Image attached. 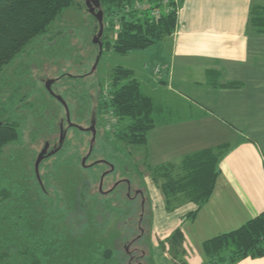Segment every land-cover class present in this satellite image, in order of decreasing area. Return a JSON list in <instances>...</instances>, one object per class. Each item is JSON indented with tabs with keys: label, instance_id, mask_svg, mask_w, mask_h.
Returning a JSON list of instances; mask_svg holds the SVG:
<instances>
[{
	"label": "crops",
	"instance_id": "obj_1",
	"mask_svg": "<svg viewBox=\"0 0 264 264\" xmlns=\"http://www.w3.org/2000/svg\"><path fill=\"white\" fill-rule=\"evenodd\" d=\"M253 6H264V0H184L173 35L145 50L144 65L155 81L147 71L130 69L141 90L168 89L156 102L143 92L156 106L157 120L147 134L145 158L151 165L146 167L178 165L193 152L229 146L213 191L194 219L185 217L195 210L191 203L165 216L167 236L177 227L183 233L186 264H208L206 241L264 211V34L248 23ZM233 82L239 86H225ZM181 106L186 109L182 117ZM149 193L153 207L164 212L163 199ZM156 217L154 212V223ZM153 247L155 264H178L166 248L160 253ZM235 264H264V257Z\"/></svg>",
	"mask_w": 264,
	"mask_h": 264
},
{
	"label": "rangeland",
	"instance_id": "obj_2",
	"mask_svg": "<svg viewBox=\"0 0 264 264\" xmlns=\"http://www.w3.org/2000/svg\"><path fill=\"white\" fill-rule=\"evenodd\" d=\"M94 20L84 4L80 0L75 1L71 7L64 9L55 19L47 35L29 47L27 53L11 63L5 69L4 75L0 76V122L5 120L17 122L19 132L18 140L6 146L0 155V187L9 189L12 194L8 201L9 204L0 213V230L4 229L0 232V236L5 235L4 232H7L8 227L18 216L25 218V224L28 225L31 235H34V226L39 223L38 216L42 215L40 208L44 203L48 206L52 205L53 208L48 209L53 223L59 222V215L64 219L57 223L59 226L58 236L61 239V242L58 243L60 248L58 247V251L48 250L51 264H54L55 261L68 262V264H86L89 262L90 264L92 253L105 248L110 249L117 257L119 256L118 250L122 255V243L118 246V239L122 234L121 224L107 218L103 224L98 225L101 218L95 212V209L99 212L97 204L93 207L92 203L90 205L84 203L83 209L86 211L83 213L81 206L79 208V206L72 205L73 202H77L79 197L83 184L81 181L85 182L86 178L90 182L88 194L97 192L98 181L93 180L92 176L96 174L99 178L102 167H95L93 171L84 169L79 165H77V169H68L67 172L57 173L55 169L51 170L55 177L54 181L56 178L58 179L51 185L48 183L50 192H52V195L48 196L43 194L42 189L43 185L47 186L45 179L40 178L39 183L34 176V162L43 142L50 141L52 135L59 132L62 123V127L66 131L69 129L66 122L63 121L65 120V110L53 95L63 98L69 109L70 120L77 122L81 115L88 114V107L92 106L90 100L88 104L87 94L101 88L103 99L108 100L111 74L114 68L132 69L142 74L147 71L150 80L155 81L156 78L145 66L146 64L144 65L146 61L145 51H133L121 55L112 50L103 49L99 55V48L93 42L96 36ZM116 25L115 23L114 30L106 40L113 41L118 30ZM157 44H161V42ZM160 70V65H156L153 73L157 75ZM56 77H60V79L51 86V91H48L45 83ZM136 77L140 79L141 76ZM167 90L162 85H155L149 91L142 88V92L151 96L155 102L160 101L157 99L160 98V95L168 92ZM184 104L188 105V103ZM178 111L182 117L185 115L186 109L181 106ZM154 116L156 115L153 114ZM98 118L103 128L106 129V133L104 135L102 131L99 133L91 158L112 160L115 163L116 172L123 166H120L119 162L122 164L126 162L131 171L144 178L148 192L152 191L162 198L157 184L151 180L150 170L146 167L150 164L145 158L147 147L127 146L115 136L127 125V121L119 122L109 112H99ZM154 121L157 123L156 119ZM80 125L84 126L85 124L80 122ZM75 134L72 130L71 134L68 135L67 141L70 143L69 145L66 143L61 155L77 151V154L82 156L85 152L89 136L85 134L80 138L81 135ZM74 135L81 141H75ZM51 161L52 159L48 161L47 165ZM42 168L44 167L41 166L39 172L44 174L45 171ZM118 177L117 174L115 178ZM112 178L113 175L104 179L103 186L105 188L113 180ZM60 183L64 188V196H62L58 186ZM86 200L87 197H85ZM186 204L190 203H181L173 213ZM153 209L155 211L152 212V216L155 212L157 217L155 223L152 222V227L156 225L157 233L151 231L152 243L155 249L161 253L163 251L161 249L162 243H164L163 248L168 249L165 243V239L168 237L166 235L168 219L166 220L165 216L168 213L165 210L164 212L156 210V206ZM172 220L170 222L175 221ZM123 233H126V229ZM127 234L130 235L128 230ZM144 250L146 252V249ZM166 252L168 253V251ZM147 255L149 256L148 260H143V262L155 264L154 252L149 251Z\"/></svg>",
	"mask_w": 264,
	"mask_h": 264
},
{
	"label": "trees",
	"instance_id": "obj_3",
	"mask_svg": "<svg viewBox=\"0 0 264 264\" xmlns=\"http://www.w3.org/2000/svg\"><path fill=\"white\" fill-rule=\"evenodd\" d=\"M75 1L0 0V76L4 75L5 69L11 63L22 58L29 47L44 38L55 19ZM99 2L103 11L101 53L103 49H107L125 55L133 51H145L171 37L176 29L178 10L184 0ZM94 22L97 34L98 23L96 19ZM115 23L118 30L110 42L106 39L114 30ZM248 23L257 33L264 34V6L251 7ZM225 86L237 87L239 83H228ZM102 94L100 89L99 112H109L119 122L127 121V125L115 134L118 140L127 146H145L147 134L155 125L153 113L156 106L152 99L142 92L133 71L122 67L114 68L108 100H104ZM18 137L17 122H0V155L3 149L17 141ZM228 150L229 146L218 145L185 155L178 165L148 166L152 174L151 180L157 184L162 196L165 212L171 214L181 203L188 202L195 205V210L187 213L185 217L193 220L198 209L208 201L220 173V160ZM82 183L77 202L72 205L79 208L81 206L83 209L84 203H99V193L95 191L88 194L89 184ZM11 195L9 189L0 187V213L9 204ZM48 208L46 203L40 208L42 215L38 216L39 223L34 226V235H31L28 225L25 224V218L18 216L12 222L7 232H4L5 235L0 236V264H47L50 255L48 250L58 251V247L60 248L58 243L61 239L58 236L57 223L64 219L59 215V222L53 223ZM85 211L83 209L81 212ZM183 241V233L179 227L171 231L165 239L170 257L178 264H186L182 257ZM163 245L164 243L161 244L162 250L166 248H163ZM203 249L209 260L208 264H235L246 258L264 257V211L238 229L206 241ZM104 256L108 257V253Z\"/></svg>",
	"mask_w": 264,
	"mask_h": 264
},
{
	"label": "flooded vegetation",
	"instance_id": "obj_4",
	"mask_svg": "<svg viewBox=\"0 0 264 264\" xmlns=\"http://www.w3.org/2000/svg\"><path fill=\"white\" fill-rule=\"evenodd\" d=\"M80 1L84 4L86 10L88 11L87 1L89 3H92L91 0ZM95 11H98V8H96ZM59 79L60 77L51 79V86ZM51 86L50 90H48L47 88L46 89L48 91H51ZM100 89L101 88L97 89L93 93L88 92V104L90 100L92 106L88 107V114L81 115L79 121H74L75 123L70 120L69 109L63 98L58 95H53V97L63 106L65 110V120L63 121L66 122V126H68L69 129L66 131L65 128L62 127V123L59 132H55V134L52 135L50 141L43 142V145L38 152L39 155L44 150L43 158L38 165V171L36 174L35 162L38 157L37 155L33 166L34 176L36 180H38V182L40 178L45 179L47 186L45 187L43 185L42 189L43 193L48 196L52 195L49 185L53 184L58 179L56 178L54 181L55 177L51 170L55 169L57 173L61 171L67 172L68 169H77V165L81 166L84 169H91L92 171L95 170V167H102L99 172V178H97L96 174L92 176L93 180L98 181L97 192L99 193V203H97V207L99 208V212L96 209L95 212L97 215H100L101 218L98 225H100L101 223L103 224V222L106 221L107 218H109L110 221H117L118 224H121L120 226L122 228V234L119 236L118 246L122 243V255L118 250L119 256L117 257L111 252L110 249L105 248L101 251L92 253L91 258L89 257L90 259H92L91 264H145L143 260H148L149 257L147 255V252L153 251V235H151V231H153V204L144 178L142 176L136 175L133 171H131L126 162L124 164L119 162V165L123 166H121L119 171L116 172V166L112 160L107 158H91L93 155L96 139L97 137H99V133L101 131L103 132V135L106 133V129L103 128L101 122H99V118L97 115V113L99 112L98 102ZM80 122H84L85 125L81 126ZM72 130L74 131V134L76 133L75 135H81L80 138H82V135L85 134L89 136L87 149L82 154V156L77 154V151H74L70 154L64 153L63 155H61V152L64 150L66 143L67 145H69L70 143V141H67V138L68 135L71 134ZM75 135L73 136V138L76 139L75 141L80 142L81 139H77ZM51 159L52 161L49 165H47L48 161ZM41 166L44 167L42 168L45 171L44 174H41L39 172ZM117 174L119 177L115 178ZM112 175L113 180L108 183L105 188L103 186L104 179L107 176ZM87 183L89 184L90 182L86 178L85 184ZM58 186L62 192V196H64V188H62V184L60 183ZM90 203L92 202H89L88 205H90ZM92 204L93 207L96 205L95 203ZM49 208H53V206L49 205ZM124 229H126V233H123ZM127 230L130 232V235L127 234ZM144 249H146V252ZM105 253H108V257L104 256ZM58 263L63 262H54V264ZM47 264H50L48 260Z\"/></svg>",
	"mask_w": 264,
	"mask_h": 264
},
{
	"label": "water",
	"instance_id": "obj_5",
	"mask_svg": "<svg viewBox=\"0 0 264 264\" xmlns=\"http://www.w3.org/2000/svg\"><path fill=\"white\" fill-rule=\"evenodd\" d=\"M92 3H89L87 1V8H88V12L94 16V18L96 19L97 23H98V32L96 34V36L94 37V44H96L99 48V55L101 54V50H102V43L100 41V38L102 36L103 33V11L100 8V2L99 0H91ZM98 8V11H95V9ZM94 69V68H93ZM52 84V80H49L45 83V86L48 90H50V86ZM43 153L44 150L38 155L37 160L35 162V172L37 174L38 171V165L40 163V161L43 158Z\"/></svg>",
	"mask_w": 264,
	"mask_h": 264
},
{
	"label": "bare ground",
	"instance_id": "obj_6",
	"mask_svg": "<svg viewBox=\"0 0 264 264\" xmlns=\"http://www.w3.org/2000/svg\"><path fill=\"white\" fill-rule=\"evenodd\" d=\"M101 95V94H100Z\"/></svg>",
	"mask_w": 264,
	"mask_h": 264
},
{
	"label": "built area",
	"instance_id": "obj_7",
	"mask_svg": "<svg viewBox=\"0 0 264 264\" xmlns=\"http://www.w3.org/2000/svg\"><path fill=\"white\" fill-rule=\"evenodd\" d=\"M158 73V72H157Z\"/></svg>",
	"mask_w": 264,
	"mask_h": 264
}]
</instances>
